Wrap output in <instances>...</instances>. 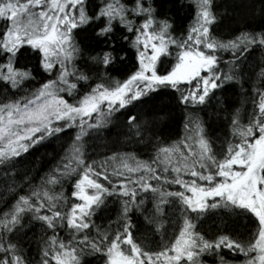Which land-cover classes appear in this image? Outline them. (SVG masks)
<instances>
[{
    "label": "snow or ice",
    "instance_id": "1",
    "mask_svg": "<svg viewBox=\"0 0 264 264\" xmlns=\"http://www.w3.org/2000/svg\"><path fill=\"white\" fill-rule=\"evenodd\" d=\"M188 7L181 29L158 0H0V264H264V55L248 65L264 54V0L226 36L217 0ZM213 101L215 137L200 115ZM53 141L47 171L23 166ZM109 204L116 219L97 225ZM210 216L211 234L197 224Z\"/></svg>",
    "mask_w": 264,
    "mask_h": 264
},
{
    "label": "trees",
    "instance_id": "2",
    "mask_svg": "<svg viewBox=\"0 0 264 264\" xmlns=\"http://www.w3.org/2000/svg\"><path fill=\"white\" fill-rule=\"evenodd\" d=\"M219 2V0H217ZM158 3L161 5V11L163 14L167 17H170L173 19V22L176 26L179 28L186 27L192 19V16L194 15V12L191 8L188 7V4L190 3V0H158ZM252 3V0H220L219 5V13L221 15V22L219 26L217 27L216 31L218 34L222 36H226L228 33L232 32L233 29L237 28L240 24H243L245 22V18L248 17L250 13V8L248 7ZM257 3H259V0H257ZM249 23L252 25H256L261 23L260 17H255L254 19H249ZM264 55L261 52L257 51L252 56L249 57L248 65L251 66L252 64L256 63L261 56ZM227 58V57H225ZM114 75H117V73H113ZM247 87V86H246ZM239 92V89H236L235 92L232 90H229L226 94L228 96V101L236 100L238 99L236 93ZM219 95V93H218ZM215 101L212 102V105H209L203 112L200 113L202 118L205 120L206 124L209 125V135L215 137L222 135L223 132V124L221 123V120L218 119L215 115ZM236 106H239L238 104ZM176 119L171 122L169 125L165 126L163 128V132L161 135L171 140H178L180 139L183 134V121L180 118L179 111L175 113ZM117 133H127L126 128L117 127L113 129L112 132L104 134V138L100 140H96L95 142L90 141V143H94L95 145H98V147H95V151L104 154L107 152V149L104 147L105 144L108 145V147H113V141H116L118 139ZM119 140L121 143L124 142V135L119 136ZM61 143L62 141H53L49 146L46 148H41L38 151L34 152L31 156H28L23 161V166L26 167H35L36 169H41V165H44V167L41 169V174L43 171H47L48 167L53 165L55 163V160L53 157H55L57 154L62 155L61 151ZM122 151H138L141 154V157L143 159H147L148 156L153 155L152 149L149 148H135V147H129V148H120ZM58 158V157H57ZM98 158V157H96ZM69 188V185H65V189ZM118 205L115 204H109L108 208L102 212H99L95 217V223L97 225H100L102 227H106L108 225V222L110 220L114 221L116 219V207ZM2 207V205H0ZM211 217V216H210ZM209 217V218H210ZM217 218V216H213ZM142 217H134L135 222H138L139 219ZM212 218V217H211ZM212 218V219H205L203 223L205 222L206 226H204V230H201L202 232H206L211 234L212 232L216 231V226L220 224V221ZM215 219V221L213 220ZM221 219V217H220ZM217 220V221H216ZM230 227L234 232H238L241 234H246V225L245 222L237 219L235 221H230ZM94 234V231H93ZM40 235V229L39 227H35L32 229L31 232L28 233V239L30 241V247L33 250V253L35 252L37 241L35 239L36 236ZM60 235L66 236L65 232H61ZM96 257H91L90 263L92 260H95Z\"/></svg>",
    "mask_w": 264,
    "mask_h": 264
},
{
    "label": "rangeland",
    "instance_id": "3",
    "mask_svg": "<svg viewBox=\"0 0 264 264\" xmlns=\"http://www.w3.org/2000/svg\"><path fill=\"white\" fill-rule=\"evenodd\" d=\"M219 3H220V0H219V2L217 1V4H219ZM218 10H219V8H218ZM212 218H215V217L212 216ZM212 218H211V217H210V218H207V220H208V219H212ZM217 218H218V219H217ZM217 218H215V219H217V220H219V221L221 220V219H220V216H217ZM215 219H213V220L215 221ZM217 220H216V221H217ZM205 222H206V221H205ZM205 222H204V223H203V222H200V223L198 224V226L200 227V228H199L200 230H204V228H205L204 226H206V225H205V224H206ZM140 225H141V234H143V235H144L147 239H149V240H154V237H155V236H153L152 233H151L150 231H148L146 228L143 227V220L141 221Z\"/></svg>",
    "mask_w": 264,
    "mask_h": 264
},
{
    "label": "bare ground",
    "instance_id": "4",
    "mask_svg": "<svg viewBox=\"0 0 264 264\" xmlns=\"http://www.w3.org/2000/svg\"><path fill=\"white\" fill-rule=\"evenodd\" d=\"M211 217H212V216H211ZM204 220H205V219H204ZM204 220H203V221H204ZM141 221H142V218L139 219L137 223L140 224ZM203 221H202V222H203ZM241 221H243V220H241ZM200 222H201V221H197V224H199ZM243 222H244V221H243ZM199 228H200V227H199ZM158 238H159L158 236H155V237H154V240H158ZM90 264H102V261H100L98 258H95V260H92Z\"/></svg>",
    "mask_w": 264,
    "mask_h": 264
}]
</instances>
